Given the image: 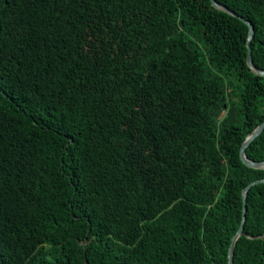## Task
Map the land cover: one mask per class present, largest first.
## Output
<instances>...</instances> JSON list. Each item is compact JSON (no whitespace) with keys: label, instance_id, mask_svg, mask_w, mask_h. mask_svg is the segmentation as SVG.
<instances>
[{"label":"trees","instance_id":"trees-1","mask_svg":"<svg viewBox=\"0 0 264 264\" xmlns=\"http://www.w3.org/2000/svg\"><path fill=\"white\" fill-rule=\"evenodd\" d=\"M217 1L264 69V0ZM247 34L210 0H0V264H228L264 177ZM246 206L262 234L264 182Z\"/></svg>","mask_w":264,"mask_h":264},{"label":"water","instance_id":"water-1","mask_svg":"<svg viewBox=\"0 0 264 264\" xmlns=\"http://www.w3.org/2000/svg\"><path fill=\"white\" fill-rule=\"evenodd\" d=\"M210 1L214 7L222 9V10L230 13L231 15H234V16L240 18L241 20H243L247 24L248 34H247V39H246V46H247L246 62L253 72H255L258 75L264 76V69L257 66L253 62V59H252L250 41L254 36L253 23L249 19L237 14L235 11L230 9L227 5L221 3L217 0H210ZM263 129H264V119L259 124H257L250 132L247 133V135L245 136V139L243 140V142L240 146V158L247 166L254 167V168H264V160L251 159L245 153L246 147L249 145V143L254 138H256L263 131ZM260 182H264V177L254 179L242 188V199H243L242 216H241V221H240V224L238 226V229L236 230V232L231 237V242H230L229 248H228V264H234L233 263V252H234L235 242L238 239V237H240L241 235H247V236L255 238V237H259V236L264 234V232H263L262 234L249 235L244 231V222L246 219V210H247L246 196H247V193H248V190L250 189V187L252 185H255V184L260 183ZM85 262H86V260H85Z\"/></svg>","mask_w":264,"mask_h":264}]
</instances>
